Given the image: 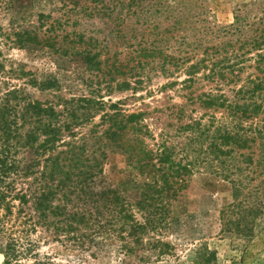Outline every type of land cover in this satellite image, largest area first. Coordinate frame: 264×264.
<instances>
[{
  "label": "trees",
  "instance_id": "obj_1",
  "mask_svg": "<svg viewBox=\"0 0 264 264\" xmlns=\"http://www.w3.org/2000/svg\"><path fill=\"white\" fill-rule=\"evenodd\" d=\"M210 11L203 0H0L2 264H55L39 252L49 241L90 258L112 245L122 264H166L178 258L164 237L173 203L197 172L233 187L221 233L251 237L264 210V0L238 5L229 25ZM15 49L86 69L108 93L134 98L161 76L159 92L175 88L183 103L151 119L158 110L128 113L122 101L96 99L100 88L42 101L37 93L60 82L16 63ZM110 151L152 179L111 183ZM195 255L217 264L204 245Z\"/></svg>",
  "mask_w": 264,
  "mask_h": 264
},
{
  "label": "rangeland",
  "instance_id": "obj_2",
  "mask_svg": "<svg viewBox=\"0 0 264 264\" xmlns=\"http://www.w3.org/2000/svg\"><path fill=\"white\" fill-rule=\"evenodd\" d=\"M249 0H203V3L210 9L211 19L218 25H229L234 21L235 9L238 5L245 4ZM41 8L34 9L37 15ZM49 11V10H48ZM36 19V16H34ZM88 30L92 26H87ZM11 57L16 63L23 64L26 70L36 73L40 77L56 78L61 84V90L53 93H37V97L42 100L52 101L54 95H62L66 99L89 98L93 90H98L95 98H102L104 101L117 103L122 101V108L128 113L145 109L147 111L158 110L151 115V119L161 115V110L183 103L182 97L175 93L174 89H167L159 92V88L166 83V79L161 76H154L148 84L146 92L140 91L139 98H134L131 91L108 93L104 84L98 85L94 75L86 69L73 67L71 64H57L54 58L47 54L28 52L15 49ZM92 80H94L92 82ZM147 104L150 108L144 106ZM193 108H189L191 111ZM107 110V109H106ZM102 111L95 114V120L86 130L93 129V126L100 123ZM168 113V112H167ZM202 110H197L194 115L200 116ZM165 116V114H163ZM151 119L147 117L149 124ZM91 123V122H90ZM106 127V126H105ZM79 129V128H78ZM101 129V127H99ZM80 133V132H79ZM155 133H159L156 130ZM148 143L153 142L148 139ZM105 175L111 183L125 181L130 175H134L137 180L150 181L153 174L148 171L139 174L134 162L121 151H110L104 163ZM233 201V187L223 179L206 172H197L190 178L189 186L182 191L173 203V218L171 229L164 236L165 240L174 245L178 258L170 259L166 264H199L195 259L196 250L202 245L209 251L216 253L217 264H264V210L254 223L253 234L248 240L232 238L221 233L219 214L223 207ZM36 238V235H34ZM39 252L48 255L55 264H122L120 255L117 254L112 245H107L99 258H90L89 252H81L65 246L56 241L41 243ZM4 256L0 245V264L3 263ZM152 264V263H142ZM165 264V263H155Z\"/></svg>",
  "mask_w": 264,
  "mask_h": 264
}]
</instances>
